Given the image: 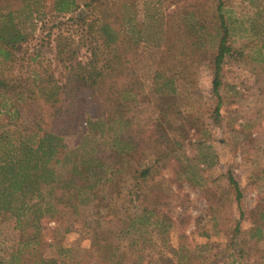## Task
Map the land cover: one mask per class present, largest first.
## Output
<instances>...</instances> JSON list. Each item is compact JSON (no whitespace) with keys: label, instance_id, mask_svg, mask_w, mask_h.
Segmentation results:
<instances>
[{"label":"trees","instance_id":"1","mask_svg":"<svg viewBox=\"0 0 264 264\" xmlns=\"http://www.w3.org/2000/svg\"><path fill=\"white\" fill-rule=\"evenodd\" d=\"M163 2V39L157 46L143 41L139 0H0V199L7 211L15 210L23 230L32 227L26 245L43 248L42 231L35 227L45 218L57 221L65 210L77 215L81 206L95 208L98 225L105 219L123 224L124 237L160 227L159 221L152 222L159 220L160 197L129 188L123 196L120 184L128 185L124 178L131 174L144 184L167 166L174 151L160 148V140L167 139L160 131L168 109L160 110L159 128L152 135L157 150L151 166L143 163L153 147L126 119L143 100L141 54L149 51L155 94L168 100L183 84H193L194 71L203 61L200 55L214 42L209 69L218 99L215 112H220L223 67L226 58L237 53L231 43L229 0ZM82 8L87 15H78ZM18 67L27 71L17 72ZM25 119L36 122L33 130L25 127ZM90 134L100 139L110 134V139L81 154ZM172 144L181 146L180 138ZM231 183L240 210L236 238L247 215L244 191ZM123 197L124 204L143 206L139 217L128 215L129 207L123 216L114 210ZM18 200L20 207L14 209ZM263 223L264 212L252 226L256 238L264 237ZM122 249L95 235L82 250L80 264H130ZM38 254L36 262L42 263L44 253ZM172 254L175 260L158 264H200L185 244L172 248Z\"/></svg>","mask_w":264,"mask_h":264},{"label":"rangeland","instance_id":"2","mask_svg":"<svg viewBox=\"0 0 264 264\" xmlns=\"http://www.w3.org/2000/svg\"><path fill=\"white\" fill-rule=\"evenodd\" d=\"M138 10L145 26L144 43L161 46L165 3L139 0ZM228 10L231 43L237 53L229 55L223 67L220 112H215L218 99L213 94L209 69L214 42L203 49L200 55L203 61L194 71L193 84H183L168 100L155 94L149 51L141 54L143 100L126 119L153 147L143 163L151 166L157 150L152 135L159 128L160 110L168 109L169 117L164 119L160 131L167 134V139L160 140V148L174 151L167 166L154 171L144 184L136 179L137 174L124 178L130 187L120 184L123 196L129 188L133 193L142 189L160 197L159 220H152L159 221L160 227L152 225L141 235L124 237L123 224L105 219L98 225L95 208L81 206L77 215L65 210L57 221L45 218L35 227L42 231L45 244L38 250L35 244L25 242L32 227L23 230L15 210L7 211L4 199H0V264H80L82 250L90 247L95 235L109 239L122 251L124 248L130 264L175 260L172 248L184 244L199 258L200 264H264V237L256 238L252 229L264 212V0H229ZM79 14L87 15L84 8ZM25 26H30V22ZM21 69L18 67L17 72L27 71ZM35 124L32 119H25L27 129L33 130ZM105 136L100 139L90 134L83 142L81 154L91 153L98 143L107 142L110 134ZM174 138H180L181 146L175 148ZM231 179L244 191L242 206L247 215L236 238L234 231L240 210ZM19 207V200L15 201L13 208ZM127 207L132 218L142 214L139 202L136 207L130 206L124 204V197L117 199L114 210L123 216ZM261 225L264 234V223ZM40 250L44 253L43 262L37 263Z\"/></svg>","mask_w":264,"mask_h":264}]
</instances>
